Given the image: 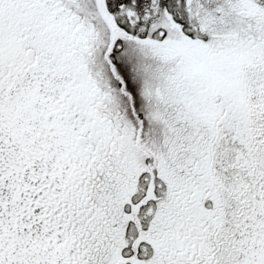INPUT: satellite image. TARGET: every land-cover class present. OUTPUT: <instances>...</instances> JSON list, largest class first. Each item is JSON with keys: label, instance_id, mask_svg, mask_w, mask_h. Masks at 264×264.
Returning a JSON list of instances; mask_svg holds the SVG:
<instances>
[{"label": "snow or ice", "instance_id": "6c2138e0", "mask_svg": "<svg viewBox=\"0 0 264 264\" xmlns=\"http://www.w3.org/2000/svg\"><path fill=\"white\" fill-rule=\"evenodd\" d=\"M0 264H264V0H0Z\"/></svg>", "mask_w": 264, "mask_h": 264}]
</instances>
